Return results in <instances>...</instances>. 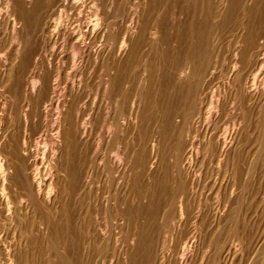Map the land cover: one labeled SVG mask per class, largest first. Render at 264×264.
I'll return each mask as SVG.
<instances>
[{
    "label": "bare ground",
    "instance_id": "1",
    "mask_svg": "<svg viewBox=\"0 0 264 264\" xmlns=\"http://www.w3.org/2000/svg\"><path fill=\"white\" fill-rule=\"evenodd\" d=\"M143 1L0 0V87L11 76L15 60L21 71L29 65L33 71L26 83L22 80L26 73L21 77L16 72L13 93L0 94V109L8 108L10 114L20 97L25 100L21 106L25 119L40 118L42 110L51 108L54 121H62L66 155L64 163L54 164L66 187L61 191L51 178L52 183L48 180L43 187L37 158L33 162L28 155L29 140L14 132L12 116L0 117V264H70L69 244L61 232L71 234L82 223L86 247L95 236H103L100 264L106 260L108 264H188L198 243L201 253L195 264H232L245 250L247 242L240 231L250 213L242 207L257 194L258 158L262 168L258 170L264 172V0H147V9ZM35 30L41 34L43 55L47 51L50 56L58 45L60 53L70 56L69 68L82 53V65L92 82L80 80L71 111L66 105L71 107L69 99V103L59 101L61 67L42 57ZM136 52L142 56L137 63L141 69L133 72ZM182 58L185 63L182 60L184 65L178 67ZM23 83L37 90L39 102L20 93ZM58 127L52 126L55 135L60 133ZM113 127V140L123 135L122 150L127 151L130 139L136 138L132 144L136 151L135 160L128 156L132 163L127 171L132 176L122 180L125 193L111 192L100 202L116 210L110 214L113 230L107 232L100 223L106 217L98 221L99 202L92 207L93 171L95 175L94 168L105 163L101 151ZM37 152L30 155L38 157ZM210 164L218 169L225 164L231 179L228 189L220 184L216 190V185L211 196L198 183L203 167ZM54 186L59 195L54 192L51 197ZM259 190L261 198L264 181ZM71 203L77 213L69 208ZM146 229L150 237L156 235V245L146 242ZM260 251L264 256V246Z\"/></svg>",
    "mask_w": 264,
    "mask_h": 264
},
{
    "label": "rangeland",
    "instance_id": "2",
    "mask_svg": "<svg viewBox=\"0 0 264 264\" xmlns=\"http://www.w3.org/2000/svg\"><path fill=\"white\" fill-rule=\"evenodd\" d=\"M146 2H147V0H145V1H143V4H145L144 5V8L145 9H147V6H148V3L146 4ZM146 6V7H145ZM143 7V6H142ZM49 11V10H48ZM44 12L45 11H42V15L44 14ZM228 27L229 26H226V28L227 29H225V30H228ZM36 31L37 30H35V32L33 33V34H35V35H33V37H34V40H35V44L37 45L36 47H38L37 49H38V51L41 49V34H40V32L38 33H36ZM39 37V38H38ZM40 39V40H39ZM130 39H134L133 38V36L130 38ZM37 41V42H36ZM224 42V41H223ZM39 45H40V47H39ZM56 49H57V51H56ZM41 51V54H42V57L43 58H49V61L52 59V61H54V62H52V61H50V63H52V66L54 65V66H60L61 67V71H60V75H61V79H60V82H62V83H60V85H61V90H60V97H59V101L62 103V101L64 100V99H66V101L68 102V99H69V102H70V105H71V107L69 106V104H66V105H68V107H69V109H70V111H71V108H72V105H74L73 103H75V101H74V98H75V96H77V94H79V92L78 91H80V88H81V83H82V81H80V80H82L83 78H86L87 80H88V82L90 81V82H92V80H91V77L90 76H88L87 77V75H89V73H88V71H87V73L85 72V70H84V67H83V62L81 61V55H82V53H80V54H78L77 56L79 57H77L76 56V58H75V62H74V64L75 65H77L76 67H75V65H74V67L73 68H69L70 67V56H69V54L67 53V52H64V53H60L59 52V49H58V45H57V48H55V50L53 51V52H51V55L49 56V52H47V51H45V53H44V55H43V50L41 49L40 50ZM39 51V52H40ZM43 51V52H42ZM56 51V52H55ZM47 52V53H46ZM59 53V54H58ZM138 52H136L135 54H134V59L132 60L133 61V63H132V67L134 68V71L133 72H138L139 71V69H141L140 67L138 68V64L137 63H141V59H142V56H141V53L139 52L138 54H137ZM45 54H47V55H45ZM55 56V58L53 59V55ZM58 54V55H57ZM61 54V55H60ZM124 54V56H126L127 55V52H124L123 53ZM123 54H121V55H119V56H122ZM126 54V55H125ZM61 56L60 58H59V60L57 59V56ZM47 56V57H46ZM51 56H52V58H51ZM141 56V57H140ZM140 57V58H139ZM67 58V59H66ZM80 59V60H79ZM66 60H68V61H66ZM79 60V61H78ZM138 60H139V62H138ZM181 61H179V65H178V67H182L181 65H184V63H185V59H180ZM182 60H184L183 62H182ZM55 61H56V63H55ZM65 61V62H64ZM137 61V62H136ZM136 63V65H135V63ZM15 65H14V67H13V71H12V74H11V76H9V78H8V80L6 81V83L4 84V82H3V86H1L0 87V94L2 95V94H6V95H11L13 92H12V90H13V87H15L14 85H16L15 84V76L16 75H21V77L23 76V74H22V72H24V76L22 77V80L26 83V80H28L29 79V77H30V75L33 73V71H32V69H31V65H29V67H27L26 68V71L25 70H23V71H21L18 67H17V63H18V60H15ZM54 63V64H53ZM58 63V64H57ZM81 65H80V64ZM181 63H183V64H181ZM57 64V65H56ZM79 64V65H78ZM136 67H135V66ZM81 66H82V68H81ZM77 67H79V68H77ZM17 69V70H16ZM28 70V71H27ZM31 70V71H30ZM68 73V75L66 74V72ZM16 72H17V74H16ZM81 72V75L79 74ZM85 72V73H84ZM84 73V74H83ZM16 74V75H15ZM30 74V75H29ZM67 75V76H66ZM85 75V76H84ZM13 76V77H12ZM69 76V77H68ZM25 77V78H24ZM76 77V78H75ZM78 77V78H77ZM82 77V78H81ZM24 78V79H23ZM70 78V79H69ZM74 79V80H73ZM76 79H78V80H76ZM70 80V81H69ZM73 82V83H72ZM12 83V84H11ZM25 83H23L22 85H24ZM63 83H66V84H64L63 85ZM78 83V84H77ZM11 84V85H10ZM5 85H6V87H5ZM20 86L21 88H18L19 90L20 89H22V91L20 92L21 94H24V93H26L27 94V96L29 97V98H31V99H33V100H35V102H39V98H38V94H37V90H30V88L29 87H27V86ZM66 85V86H65ZM70 85V86H69ZM76 86V87H75ZM79 87V90H77V88ZM25 88V89H24ZM75 88H76V90H75ZM135 88V87H134ZM133 88V89H134ZM65 89V90H64ZM10 90H11V92H10ZM32 92V94H31V92ZM64 90V91H63ZM6 91V92H5ZM8 91V92H7ZM34 91V92H33ZM71 92V93H70ZM68 93H70V95H68ZM73 93H75V94H73ZM29 94V95H28ZM65 94H66V96H65ZM22 96V95H21ZM69 96H71V97H69ZM24 97H22V99H23ZM36 98V99H35ZM61 98V99H60ZM1 99V98H0ZM20 99H21V97H20ZM19 98H17V101L15 100V102L14 103H16V104H14L13 103V106H15V108L14 107H12V109H11V113L10 114H7V113H9L8 111L10 110H8V108H7V110H2V109H0L1 111H0V117H3V118H5L6 117V115H7V117L5 118L6 120L8 119V118H10V117H8V116H12L13 118H14V120H13V127H14V132H16L20 137H23L24 139H27V140H25L26 142L29 140V142L27 143L29 146H27L28 147V155H29V157H31V159H35V158H37V160L35 161L36 162V164H37V166H38V171H39V177L41 178V181H42V185H44L43 187H46V183L48 184V183H50L51 181L53 182V184L55 183V182H57L59 185L58 186H60L59 187V189L61 190H63V188H65L66 187V185L63 183L62 184V182H64V180L62 179L63 177H62V175L60 174V173H58L57 171H56V167L57 166H59L58 164L60 163V165L62 164V163H64L65 162V157H66V155H64V152H65V149L63 150V146L65 147V142H63V140H61V139H63V137L61 138V136H62V132H61V130H63L62 129V124H60V123H62V121H61V119H60V122L58 121V122H55L54 121V117H55V115H54V112L52 111V109L51 108H46L44 111L42 110V112L40 113V118L42 119V121L40 120V118L37 116V117H35V118H29V119H25V115H23V114H25V113H22V111L24 110L23 108L24 107H22L21 108V106L24 104V102H25V100L23 101L22 99L20 100ZM71 99V100H70ZM73 100V101H72ZM19 101V102H18ZM23 101V103H21L20 104V102H22ZM32 102V101H31ZM68 102V103H69ZM17 103H19L18 104V107H17ZM38 104H40V103H37V105H36V107H38ZM19 105H20V108H19ZM34 107H35V105H33ZM35 107V108H36ZM73 107H75V105L73 106ZM18 108V109H17ZM34 108V109H35ZM64 110H63V109ZM17 109V110H16ZM20 109V113L18 114V110ZM22 109V110H21ZM33 109V108H32ZM59 109H60V111L62 112V113H64L65 112V108L62 106V107H59ZM66 109H67V106H66ZM74 109V108H73ZM47 111V112H46ZM5 112V113H4ZM16 112V113H15ZM24 112H25V110H24ZM26 112H27V110H26ZM44 112V113H43ZM46 112V113H45ZM22 113V114H21ZM5 114V115H4ZM14 114V115H13ZM42 114V115H41ZM44 114V115H43ZM53 115V116H52ZM5 116V117H4ZM18 118V120H16L17 118ZM23 117V118H22ZM47 119H46V118ZM53 117V118H52ZM16 118V119H15ZM45 118V119H44ZM24 119L26 120V121H24ZM31 119H32V121H31ZM37 119H39V121L37 120ZM23 121V123L25 122V124H26V127H25V124H21L22 123V121ZM36 120L38 121L37 123H36ZM45 120V121H44ZM53 120V121H52ZM52 121V122H51ZM19 122V123H18ZM30 122V123H29ZM39 122H41V123H39ZM44 122H46V124L44 123ZM53 122L54 123H56L55 125L53 124ZM17 123H18V125H17ZM49 123V124H48ZM40 126H39V125ZM50 124H52V126H53V128L55 129H57V127L58 126H60V133L59 134H57V135H55L56 133L54 132L55 130L52 128V126L50 127ZM60 124V125H59ZM23 125V126H22ZM37 125V126H36ZM19 126V127H18ZM22 126V127H21ZM43 126H44V128H43ZM57 126V127H56ZM17 127V128H16ZM29 127V128H28ZM32 127V128H31ZM40 127V128H39ZM48 127V128H47ZM25 128V129H24ZM31 128V129H30ZM41 128H43V129H41ZM51 128H52V130H51ZM59 128V127H58ZM131 128V127H130ZM18 129V130H17ZM22 129H24V130H22ZM38 129V130H37ZM48 129H50V130H48ZM26 130H27V132H26ZM54 130V131H53ZM113 131H112V133H111V137H110V139L108 140V144H107V146H105V151L104 150H102L101 152V154H103V159L105 160V163H103L102 165H97L96 167H98V168H94V170H96L95 171V175H94V171H93V191H94V189H96L94 192H93V194L95 195V198H92V207H93V205H94V203H97V202H99V207H100V209H99V207H98V209L100 210L99 211V216L100 217H98V221L100 222V220L99 219H104L105 217V220L106 221H104V220H102L100 223L102 224V222H103V224H102V226H103V228H102V226H101V228L102 229H105L107 232H109V230H113V224H112V216L110 215L111 213H113L112 215H114L115 213H116V210H115V212H114V209H112L111 210V208L110 209H106L105 207H103V205H101L102 204V202H103V199L104 198H107V196H110L111 195V192H112V195L114 194V195H117V196H120L122 193L124 194L125 193V191H126V189H127V186L125 185V187H124V184H123V179H125L127 176L128 177H130V176H132V175H130V174H132L131 172H129V171H127V169H128V166H130L131 165V163H132V160H130V159H134L135 160V158H133V155L135 154V151H136V147L135 146H133L134 145V143H136L135 141H136V138H135V133H136V131L135 130H133L132 128L130 129L131 131H129L130 132V134L132 135H130L132 138H135V140L133 141V139H130V141H131V145L130 146H128V149H127V151H125V150H122V145H123V135L121 136L120 135V137L118 136V141H116V140H113L112 138H113V133L115 132V128L113 127V129H112ZM133 130V131H132ZM19 131H23V132H26L25 134L23 133V132H19ZM51 131H52V133H51ZM135 131V132H134ZM41 132H43L42 134H40ZM47 133V134H49V135H47V134H45V133ZM50 132V133H49ZM22 134V135H21ZM28 134V135H27ZM117 134H120L119 133V131H117ZM135 136H134V135ZM35 137H34V136ZM39 135H41V136H39ZM45 135V136H44ZM39 136V137H38ZM52 137V138H50V137ZM59 136V137H58ZM55 137H56V140H55ZM30 138V139H29ZM32 138V139H31ZM42 140V141H40V140ZM44 139V140H43ZM47 139V140H46ZM50 139V140H49ZM119 139H121L120 141H119ZM32 140H33V142H32ZM54 140V141H53ZM60 142H59V141ZM111 140V141H110ZM36 141V142H35ZM38 141H40V142H38ZM51 141H53V142H51ZM128 142H129V138H128V140H127ZM38 142V143H37ZM30 143V144H29ZM61 143V144H60ZM63 143H64V145H63ZM115 143V144H114ZM118 143H121L120 145L118 144ZM33 146H32V145ZM57 144V147L55 146ZM118 144V145H117ZM133 144V145H132ZM37 145V146H36ZM40 145H42L41 147H40ZM53 145H54V147H53ZM111 145V146H110ZM30 146H31V148H30ZM115 146V147H114ZM119 146H121V147H119ZM33 147H34V149H33ZM112 147H114V148H112ZM119 147V148H118ZM129 147H133V148H129ZM46 148V149H45ZM56 148H58V150L56 149ZM116 148V149H115ZM31 150H34V151H31ZM37 150H39L38 152H37ZM115 151V153H114V151ZM130 150V151H129ZM37 152L35 155H37L38 157H34V155H30V154H34V153H29V152ZM41 151V152H40ZM64 151V152H63ZM111 151V152H110ZM124 151V152H123ZM132 151H134V152H132ZM104 152V153H103ZM128 152V153H127ZM131 152V153H130ZM39 153V154H38ZM42 153V155H40ZM62 153V154H61ZM113 155H112V154ZM58 154V155H57ZM60 154V155H59ZM121 154H124V155H126V157L124 156V155H122L121 156ZM130 154V155H129ZM61 155H62V158H61ZM112 155V157H111V159H110V156ZM118 155V156H117ZM119 155H120V157H121V159H119L118 160V158H120L119 157ZM56 156V157H55ZM128 156H129V158H128ZM40 157V158H39ZM43 157V158H42ZM114 157H116L117 159H115ZM134 157H135V155H134ZM42 158V159H41ZM56 158V159H55ZM126 158H128V159H126ZM34 159L32 160L33 162H34ZM125 159V160H124ZM41 160V161H40ZM112 160H114V161H112ZM121 160V161H120ZM126 161V162H124V161ZM130 160V161H129ZM134 160H133V162H134ZM40 163H39V162ZM109 161V162H108ZM38 162V163H37ZM51 162V163H50ZM57 162V163H56ZM116 162V163H115ZM257 162L259 163V167H260V159L258 158V160H257ZM45 163V164H44ZM125 163H126V166H125ZM223 163V162H222ZM30 164H31V162H30ZM57 164V166H55V165ZM124 164V165H123ZM49 165V166H48ZM104 165V166H103ZM221 165V164H220ZM40 166V167H39ZM101 166V167H100ZM224 166V167H223ZM102 167H103V169H102ZM216 168V170H215V168ZM258 167V164H257V173H255V175L257 174V176L254 178V188L256 189V191H257V194L255 193L254 194V191H255V189L253 188V196H255L254 197V199L251 201V203L249 204V205H247L246 206V204L244 205V208L242 207V209L243 210H246L247 211V213L250 215H247L248 216V219H247V216H246V218H245V226L241 229V233H240V237H242L243 239L242 240H244V243H246V246H245V250H243V251H241V253L239 252V253H237V256H236V258H235V261L232 263V264H237V262H238V264H256V262L259 260V261H264V256H262V252L260 251L261 250V246H264V236H262V235H264V195H262L261 194V198H260V190H259V185L261 184V182L262 181H264V172H262V170H258V169H262L261 167L259 168ZM100 168V169H99ZM106 168V169H105ZM113 168H115V169H113ZM118 170H117V169ZM124 168H126V169H124ZM224 168V169H223ZM57 172L56 174H55V171ZM206 169V170H205ZM99 170H101V171H99ZM104 170H105V172H104ZM122 170L124 171L123 173H122ZM224 170V171H223ZM203 171H207L206 172V174H205V172H203ZM210 171V172H209ZM223 171V172H222ZM229 171L230 170H228V168L225 166V164H223V165H221L220 167H219V169L217 168V166L216 165H213V164H210L209 165V168L207 169V167H203V170H202V175H201V177H203V178H199V180H198V183H199V186L201 187H203V191H204V193H206V192H208V193H206V195H209V196H211L214 192V189L216 188V185H217V188H216V190L218 189V187H219V185L221 184V186L223 187V190H224V187H225V190L226 189H228L227 187H230V185H231V179L229 178ZM100 172V173H99ZM108 172V173H107ZM121 172L123 175L121 176V174H119V173ZM129 172V173H128ZM223 174H222V173ZM262 172V173H261ZM97 173V174H96ZM107 173V174H106ZM126 173L128 174V175H126ZM209 173V174H208ZM47 174H49L48 175V177H47ZM54 174V175H53ZM58 174V175H57ZM104 174H106V175H104ZM113 174V175H112ZM45 175H46V177H45ZM97 175H99V176H97ZM102 175H104V176H102ZM118 175L120 176V177H122V178H120V177H118ZM204 175V176H203ZM221 175H222V177H221ZM225 175V176H224ZM262 175V176H261ZM108 176V177H107ZM208 176V177H207ZM258 176H261L260 178H258ZM56 177H57V179H56ZM59 177V178H58ZM95 177V178H94ZM205 177V178H204ZM208 179H207V178ZM213 177V178H212ZM49 178H51L50 180H49ZM61 178V179H60ZM257 178L259 179V180H257ZM45 179V180H44ZM55 179V180H54ZM96 179H98V180H96ZM103 179H104V181H103ZM116 179V180H115ZM119 179H121L120 180V182H119ZM201 179H202V181H201ZM205 179H207V180H205ZM212 179H213V181H212ZM217 179V180H216ZM230 179V180H229ZM50 182H49V181ZM57 180V181H56ZM205 180V182H203ZM217 182H216V181ZM221 180V181H220ZM46 181V182H45ZM60 181V182H59ZM95 181H97V185H96V183H95ZM100 181H102V182H100ZM106 181V182H105ZM201 181V182H200ZM212 181V182H211ZM51 182V183H52ZM115 182H117V183H115ZM222 182V183H221ZM225 182H226V184H225ZM99 183V184H98ZM105 183V184H104ZM120 184L119 186H117L116 187V185L117 184ZM203 183H205V184H202ZM215 183V184H214ZM229 183H230V185H229ZM95 184V185H94ZM101 184V185H100ZM104 185V187H103V185ZM115 184V185H114ZM207 184V185H206ZM209 184H211L210 185V187L212 188V189H210V187H209ZM63 185V186H62ZM224 185V186H223ZM227 185H229V186H227ZM61 186H62V188H61ZM94 186L96 187V188H94ZM103 187V188H101V187ZM108 186V187H107ZM115 186V187H114ZM206 186L207 187H209L208 189H206ZM213 186V187H212ZM55 187V186H54ZM107 187V188H106ZM118 187H119V190H117L118 189ZM221 187V188H222ZM112 188V189H111ZM124 188V189H123ZM205 188V189H204ZM107 189V190H106ZM211 190V192H210V190ZM56 190V191H55ZM55 190H54V188H53V191H52V194H51V197H53L58 191V188H56L55 187ZM61 190V191H62ZM98 190V191H97ZM102 190V192H100ZM105 190L107 191V194H106V192H105ZM113 190V191H112ZM116 190H117V192H116ZM215 190V191H216ZM54 192H55V194H54ZM99 192L101 193V196H102V198L100 197V194H99ZM116 193V194H115ZM73 194H74V192H73ZM96 194H97V196H96ZM103 194V195H102ZM120 194V195H119ZM59 194L57 193L55 196H58ZM105 195V196H104ZM71 196V195H70ZM259 197V198H258ZM93 199H95V202H94V200ZM162 199V198H161ZM258 199V200H257ZM101 200V201H100ZM254 201H255V203H254ZM100 202H101V204H100ZM258 203V204H257ZM257 207H256V206ZM71 206H73V208L74 209H77L76 207V205L75 204H73L72 205V203L69 205V208H71ZM245 206H246V208H245ZM102 207H103V209H102ZM249 208V209H248ZM103 210V211H102ZM251 210V211H250ZM252 210H253V212H252ZM260 210V211H259ZM102 211V212H101ZM257 211H258V213H257ZM78 212V209L76 210V213ZM102 213V215H100L101 213ZM75 213V219H77V217H79V213H78V215ZM106 213V214H105ZM258 215V216H257ZM149 217V216H148ZM147 217V218H148ZM260 217V218H259ZM247 220H249L248 222H247ZM72 222H73V220H72ZM104 222H106L107 223V226H105L106 225V223H104ZM100 224V225H101ZM83 225H86V224H84V223H82V224H80V226H81V228H78V227H80V226H78L77 225V227H75V229L77 230V229H79L78 230V232L75 230H72V232L74 231V233H72L71 232V234H69L68 232H67V230H63L64 229V226L62 227V232H61V235H62V237L64 238V239H66V241L68 242V250L66 251V254H67V257L69 258V260H70V264H100V262H101V260L103 259V251L101 250L102 248H103V246H105V241L102 239L103 238V236L101 237V236H98V237H100V238H97V236H95L93 239H92V244L90 243L89 244V247L90 248H94L93 249V252L92 253H88V255L86 256L85 254H86V252H88V250L87 249H89V247L87 246L86 247V245L84 244V242H83V240H85L86 239V234L85 233H87L86 231H85V228H86V226H83ZM82 227H85V228H83L82 229ZM105 227V228H104ZM250 227H252V228H250ZM257 227V228H256ZM244 230V231H243ZM147 229H146V231H145V233H147ZM243 232H244V234H243ZM68 233V234H67ZM259 233V234H258ZM250 235V236H249ZM252 236V237H251ZM85 237V238H84ZM149 237V238H148ZM248 237V238H247ZM261 237H262V239H261ZM82 238V239H81ZM95 238H97V241H98V239H99V243L97 242V241H95L96 239ZM145 240H146V242H148V240H152L153 241V245H156V243H155V239H156V235L155 236H153V234H152V236L150 237V233L148 232L147 233V235H145ZM151 238V239H150ZM155 238V239H154ZM245 238V239H244ZM95 239V240H94ZM256 239V240H255ZM246 240V241H245ZM255 240V241H254ZM260 240V241H259ZM259 241V242H258ZM257 242H258V244H257ZM80 243H82L81 245H80ZM96 243V244H95ZM98 244V245H97ZM91 245H92V247H91ZM197 245V246H196ZM195 245V248H194V252H192L190 255H189V257L187 258L188 259V264H190V262H192L191 264H195V262H196V260H198V257H199V254L201 253L200 252V250H199V248L201 247V244H196ZM248 245H249V247H248ZM257 245V246H256ZM96 246V247H95ZM79 247V248H78ZM87 248V249H85V248ZM253 247V248H252ZM257 247V248H256ZM97 248V249H96ZM82 249L84 250L83 252H82ZM247 249V250H246ZM252 249V250H251ZM255 249V250H254ZM87 250V251H86ZM202 250V249H201ZM249 250V251H248ZM253 250H254V253L253 254H251V251L253 252ZM195 251H197V253L195 254ZM248 251V252H247ZM84 252H85V254H84ZM96 252V253H95ZM247 252V253H246ZM246 254V255H245ZM258 254H259V256H258ZM100 255V256H99ZM194 255V256H193ZM239 255H240V257H239ZM194 258H192V257ZM249 257V260H248V258H247V261H249V262H247L246 261V257ZM262 256V257H261ZM189 258H190V260H189ZM237 258H238V260H237ZM251 258V259H250ZM245 259V260H244ZM244 260V261H243ZM244 262H247V263H244ZM108 264V260H106L105 261V263L104 264Z\"/></svg>",
    "mask_w": 264,
    "mask_h": 264
}]
</instances>
